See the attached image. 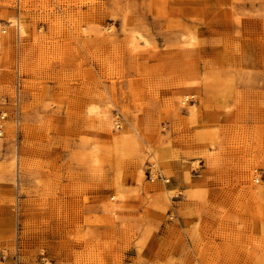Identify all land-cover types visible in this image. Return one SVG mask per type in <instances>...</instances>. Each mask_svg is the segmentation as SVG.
Wrapping results in <instances>:
<instances>
[{
	"label": "rangeland",
	"instance_id": "obj_1",
	"mask_svg": "<svg viewBox=\"0 0 264 264\" xmlns=\"http://www.w3.org/2000/svg\"><path fill=\"white\" fill-rule=\"evenodd\" d=\"M0 29V264H264V0H0Z\"/></svg>",
	"mask_w": 264,
	"mask_h": 264
},
{
	"label": "built area",
	"instance_id": "obj_2",
	"mask_svg": "<svg viewBox=\"0 0 264 264\" xmlns=\"http://www.w3.org/2000/svg\"><path fill=\"white\" fill-rule=\"evenodd\" d=\"M5 31H6L5 29H0V32H1V33H5ZM17 37H18V36H17ZM3 118H4V115H1V116H0V121H1ZM0 127H1V124H0Z\"/></svg>",
	"mask_w": 264,
	"mask_h": 264
},
{
	"label": "bare ground",
	"instance_id": "obj_3",
	"mask_svg": "<svg viewBox=\"0 0 264 264\" xmlns=\"http://www.w3.org/2000/svg\"><path fill=\"white\" fill-rule=\"evenodd\" d=\"M16 25H17V29H19V30H20V25H19V23H17Z\"/></svg>",
	"mask_w": 264,
	"mask_h": 264
}]
</instances>
